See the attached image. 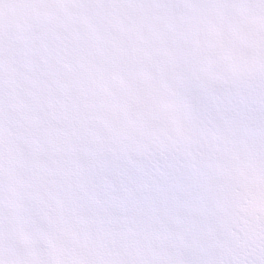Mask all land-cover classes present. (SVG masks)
Masks as SVG:
<instances>
[{
  "label": "snow or ice",
  "instance_id": "snow-or-ice-1",
  "mask_svg": "<svg viewBox=\"0 0 264 264\" xmlns=\"http://www.w3.org/2000/svg\"><path fill=\"white\" fill-rule=\"evenodd\" d=\"M0 264H264V0H0Z\"/></svg>",
  "mask_w": 264,
  "mask_h": 264
}]
</instances>
